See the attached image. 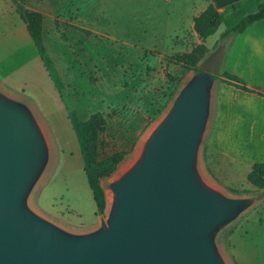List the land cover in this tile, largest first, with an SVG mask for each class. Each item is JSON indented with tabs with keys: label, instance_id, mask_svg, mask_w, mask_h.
Returning a JSON list of instances; mask_svg holds the SVG:
<instances>
[{
	"label": "rangeland",
	"instance_id": "obj_1",
	"mask_svg": "<svg viewBox=\"0 0 264 264\" xmlns=\"http://www.w3.org/2000/svg\"><path fill=\"white\" fill-rule=\"evenodd\" d=\"M126 3H110L115 26L106 29L109 37L94 29L90 33L92 37L85 41L80 39L79 44H72L71 38L66 37L67 44L62 45L64 52L57 56L69 58L56 59V54L50 51L64 82L60 91L48 71V74L39 72L41 59L33 43L31 48H25L22 58L0 62L2 76L16 73L30 80L21 107L29 112L45 147L42 167L26 206L38 217L40 214L51 218L70 215L68 222L77 229L94 228L98 224L96 203L70 113L75 112L82 121L100 114L106 127L99 135L100 158L124 154L117 170L102 180L107 207L105 214L99 217L102 224L109 226L116 204L115 185L123 178L122 170L144 153L182 90L200 74L174 63L172 57L177 53L172 51L176 46L184 53L203 47V62L222 44V30L207 42L197 44L189 33L184 37L188 28H170L167 23L172 7L167 0H127ZM17 6L23 7L17 0H0V9L8 19L19 15L15 14ZM49 46L57 45L51 39ZM74 51H80L81 55L70 58ZM220 75L210 88V108L195 165L199 177L215 115L214 94ZM38 80L39 90L34 88ZM200 180L209 190L227 199L242 196L247 201L246 208L225 223L214 237L224 264L230 262V255L233 264H264V189L253 186L254 190L223 189L209 185L204 178Z\"/></svg>",
	"mask_w": 264,
	"mask_h": 264
},
{
	"label": "water",
	"instance_id": "obj_2",
	"mask_svg": "<svg viewBox=\"0 0 264 264\" xmlns=\"http://www.w3.org/2000/svg\"><path fill=\"white\" fill-rule=\"evenodd\" d=\"M226 48L200 64L141 159L115 185L109 226L87 236L64 233L27 208L45 145L29 112L0 96V264H224L214 237L247 201L209 190L195 165Z\"/></svg>",
	"mask_w": 264,
	"mask_h": 264
},
{
	"label": "crops",
	"instance_id": "obj_3",
	"mask_svg": "<svg viewBox=\"0 0 264 264\" xmlns=\"http://www.w3.org/2000/svg\"><path fill=\"white\" fill-rule=\"evenodd\" d=\"M17 1L30 12L42 15L44 44L52 60L54 56L50 51L56 54V59L69 58V56H57V53L64 52L62 45L67 44L66 37L71 38L72 44H79L80 39L85 41L92 37L90 33L92 34L94 29L109 37V30L106 29L115 26L110 3L118 2L121 5L127 2V0ZM129 1L136 2L137 0ZM167 1L172 7L171 15L168 17V26L188 28L189 31L184 34V37L189 33L197 44H202L203 40L195 31V19L205 12L209 5H213L221 15L222 23L218 29V31L222 30L221 37L226 30L236 26L246 16L256 13L260 5L264 4V0ZM18 7L15 14H19ZM16 16V18L14 16L13 19H8L5 17V12L0 9V62L22 58L25 48H31V43L35 46L27 24L20 14ZM135 16L142 20V17ZM214 35L207 38L206 42ZM51 39L57 45L55 48L49 46ZM226 47L221 75L216 84L215 115L204 147V167L201 169L200 177L214 187L223 189L246 187L254 190V186L248 181V175L256 163H264V19L255 22L233 40H229ZM172 52L180 54L181 51L176 46ZM79 53L80 51L77 53L74 51L70 58L80 56ZM39 72L48 74L42 59ZM224 73L238 78L247 90L242 89L236 81L229 80ZM29 81L28 78L25 79L16 73L3 76L0 74V96L12 103L22 105ZM34 88L41 89L39 80ZM211 96H213L212 93ZM255 189L258 188L255 187ZM230 199L245 198L232 196ZM68 216L70 215H63L65 219L63 217H53V219L48 215L40 214V218L47 223L76 237L91 235L102 227L99 215H97L98 224L89 229H77L75 225L68 222ZM80 218V216L77 217L78 222L81 221ZM226 264H233L231 255L230 262L226 261Z\"/></svg>",
	"mask_w": 264,
	"mask_h": 264
},
{
	"label": "trees",
	"instance_id": "obj_4",
	"mask_svg": "<svg viewBox=\"0 0 264 264\" xmlns=\"http://www.w3.org/2000/svg\"><path fill=\"white\" fill-rule=\"evenodd\" d=\"M18 13L22 20L27 24L28 31L38 50V53L55 82L58 89L64 88V82L56 69L55 63L50 57L44 44L43 17L39 13L18 7ZM264 19V4L260 5L259 10L246 16L236 26L226 30L220 37L221 45H226L229 40H233L237 35L243 33L249 26ZM222 23L220 13L213 5H209L207 10L195 19V31L202 40L213 36ZM204 48L198 47L191 53L176 54L172 61L182 68L190 71L194 70L201 73L200 64L204 59ZM229 80L236 81L242 89L247 90L242 82L231 75L225 74ZM217 76H213L215 80ZM70 120L76 132L80 145L81 155L84 163L89 186L92 190L96 203L97 215H104L107 207L106 194L102 186V180L110 177L116 170L119 163L124 159V154L116 153L104 159L100 158L99 135L105 131V121L100 114H95L87 121L79 119L75 112L70 113ZM248 181L258 189H264V163H256L248 175Z\"/></svg>",
	"mask_w": 264,
	"mask_h": 264
},
{
	"label": "bare ground",
	"instance_id": "obj_5",
	"mask_svg": "<svg viewBox=\"0 0 264 264\" xmlns=\"http://www.w3.org/2000/svg\"><path fill=\"white\" fill-rule=\"evenodd\" d=\"M142 155H138L136 158V161L131 163L128 167H126L124 170H122L121 172V177H124L126 175H128L130 173V171L136 166V164L138 163V161L141 159Z\"/></svg>",
	"mask_w": 264,
	"mask_h": 264
}]
</instances>
